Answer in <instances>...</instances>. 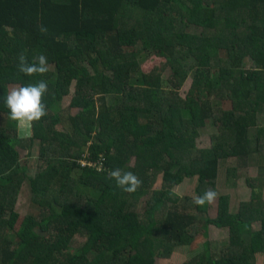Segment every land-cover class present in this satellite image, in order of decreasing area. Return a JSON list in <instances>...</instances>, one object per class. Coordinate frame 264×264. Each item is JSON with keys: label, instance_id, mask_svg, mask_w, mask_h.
<instances>
[{"label": "trees", "instance_id": "obj_1", "mask_svg": "<svg viewBox=\"0 0 264 264\" xmlns=\"http://www.w3.org/2000/svg\"><path fill=\"white\" fill-rule=\"evenodd\" d=\"M20 54L30 63L46 55L49 71L19 73ZM187 78L185 96L163 106L164 81L179 89ZM40 80L47 114L20 139L4 99L11 85ZM68 95L77 113H53ZM204 121L215 132L199 147ZM33 141L39 162L30 176ZM255 155L264 169V0H0V264H157L209 224L228 229L216 264H256L259 195L231 213L229 196L217 193L210 218V204L188 209L174 192L152 190L160 175L175 185L196 178L201 195L214 189L221 161H236L226 170L235 177ZM115 168L140 187H116L107 178ZM26 181L37 208L18 219ZM76 235L84 242L72 248ZM211 261L205 243L185 264Z\"/></svg>", "mask_w": 264, "mask_h": 264}, {"label": "rangeland", "instance_id": "obj_2", "mask_svg": "<svg viewBox=\"0 0 264 264\" xmlns=\"http://www.w3.org/2000/svg\"><path fill=\"white\" fill-rule=\"evenodd\" d=\"M153 58L146 60L141 66L147 68L148 63L151 64ZM191 79L187 78L179 89L172 88L170 85L166 84L164 81L162 88V104L166 105L169 98L178 99L184 97L189 86ZM15 87L10 86L11 88ZM8 91V92H9ZM70 95L65 96L60 102L56 103L51 111L53 113H59L62 116L74 115L77 113L78 109H70ZM197 125L199 130V137L197 139V145L199 147H206L209 145V136L215 132L213 125L209 121H204L202 125ZM13 126V125H12ZM15 133L18 138H26L31 135V130H21L17 122L14 125ZM61 125H58L56 129H61ZM29 153L30 158H28V165L30 166V176H34L36 173V166L39 162L37 160L38 154V143L33 141V146ZM19 153L22 157L27 156L28 152L26 149H19ZM260 161H262L260 159ZM236 161L232 158L228 160L221 161L219 163V171L216 182L213 187L218 194H227L229 196V210L231 213H236L240 203L250 202L253 195L260 196V200L264 202V169H261L259 164V159L255 155L253 159L249 160V165L245 168H238L235 177H228L227 168L234 167ZM252 184V186L250 185ZM197 185L196 178H186L180 184H172L163 179L160 175L153 186L154 191H166L169 190L174 192L178 197V204L180 206L184 205L189 209V204H193V199L195 197L194 189ZM78 192L86 193L88 195H96V192L80 186L77 184ZM253 201H255L253 199ZM31 194L29 191L28 182H24L22 187H20L19 194L17 195L16 203L14 206V211L18 214V219L36 212V206L32 204ZM261 203V202H260ZM256 206H261L258 202H255ZM216 215V200L210 204V209L208 211V217L213 218ZM7 213L3 215L5 219ZM202 219H206L203 217ZM253 228L257 230L258 225H254ZM228 240V229L218 228L211 224L207 225L206 229L201 232L195 240L188 247H178L175 248L169 256L158 257L157 264H185L190 262L195 256L202 252L204 244H208L209 255L212 259L211 263L204 264H216L220 251L225 247ZM84 242V237L76 235L72 242V248L80 247ZM263 256L261 254L256 255V264H263Z\"/></svg>", "mask_w": 264, "mask_h": 264}, {"label": "clouds", "instance_id": "obj_3", "mask_svg": "<svg viewBox=\"0 0 264 264\" xmlns=\"http://www.w3.org/2000/svg\"><path fill=\"white\" fill-rule=\"evenodd\" d=\"M40 31L46 32L47 29L41 26ZM17 69L19 73L27 76L44 75L49 71L47 56L39 54L30 63L24 54H20ZM47 91V81L40 80L25 86H15L8 92L4 103L9 109L10 119L16 121L21 130L30 129L33 122L39 121L47 114L45 104L42 102ZM107 178L114 180L116 187L128 193L135 192L142 183L133 172L120 168L108 170ZM217 195L214 189H208L203 194L195 196L193 203L203 207L205 204H212Z\"/></svg>", "mask_w": 264, "mask_h": 264}]
</instances>
